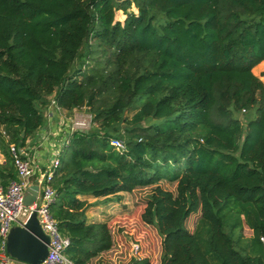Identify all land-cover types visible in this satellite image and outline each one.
I'll list each match as a JSON object with an SVG mask.
<instances>
[{
    "label": "trees",
    "instance_id": "1",
    "mask_svg": "<svg viewBox=\"0 0 264 264\" xmlns=\"http://www.w3.org/2000/svg\"><path fill=\"white\" fill-rule=\"evenodd\" d=\"M261 62L264 0H0V182L16 178L10 146L26 147L53 107H86L90 127L69 135L52 180L73 264L114 244L79 196L152 185L141 220L162 237L161 264H264Z\"/></svg>",
    "mask_w": 264,
    "mask_h": 264
},
{
    "label": "built area",
    "instance_id": "2",
    "mask_svg": "<svg viewBox=\"0 0 264 264\" xmlns=\"http://www.w3.org/2000/svg\"><path fill=\"white\" fill-rule=\"evenodd\" d=\"M66 122V120H65ZM91 124L89 119H73L68 126V135L63 145L68 143V137L77 129H88ZM112 144L119 150H125V141L114 138ZM26 147L10 146V153L14 160L16 178L5 187L0 185V264H25L10 255L7 249L8 236L14 226H26L34 212L46 234L50 236L49 252L41 264H73L67 256L66 250L71 244V239L61 233L58 221L51 213V204L55 201L56 189L52 180L54 173L60 166L59 151L53 162L46 168L38 167L39 175L37 185L39 192L32 205H26L25 193L31 186V178L35 176L36 166ZM62 148V147H61ZM264 243V237H261ZM138 252L139 246L134 247Z\"/></svg>",
    "mask_w": 264,
    "mask_h": 264
},
{
    "label": "rangeland",
    "instance_id": "3",
    "mask_svg": "<svg viewBox=\"0 0 264 264\" xmlns=\"http://www.w3.org/2000/svg\"><path fill=\"white\" fill-rule=\"evenodd\" d=\"M132 9L136 10L135 8ZM125 18L126 14L123 11H119L116 19L124 21ZM95 56H97V54ZM256 68L257 72L253 70L254 73L263 81L264 64L261 68H259V66ZM135 112L136 109H133L127 111L126 114L128 117H132ZM63 113L66 115L65 124L70 123L73 119H89L90 121L91 117L86 107L76 109L70 113L66 111ZM243 113L239 114V116L243 123L246 124L247 119ZM160 185L164 189L171 190L175 194L177 193V183L163 180L160 182ZM154 188L155 185L138 187L134 191L124 194L125 196H121V198L116 196V198L119 199V203L117 205L115 204V206H113V204L112 207L107 210L102 207V209H104L102 212H93L91 209L92 206L87 210V217L92 216L110 221V229L114 240L113 247L109 251L102 253L101 256L94 258L93 264H128L132 258H149L152 264H161L162 237L159 235L156 227L141 220L142 211L147 201L150 199ZM122 197L126 199L122 201ZM201 214V209H199L198 212L192 213L186 220V226L189 231H195ZM110 215H112V217ZM225 217L230 223L237 222L238 220V214L229 210H226ZM244 234L247 236L252 235V231L248 226H245ZM136 245L140 247L139 254H137L138 252L134 249ZM134 255H137V257Z\"/></svg>",
    "mask_w": 264,
    "mask_h": 264
},
{
    "label": "crops",
    "instance_id": "4",
    "mask_svg": "<svg viewBox=\"0 0 264 264\" xmlns=\"http://www.w3.org/2000/svg\"><path fill=\"white\" fill-rule=\"evenodd\" d=\"M263 64L264 62H261L257 66L261 68ZM65 117L66 115L61 110H59V108L53 107L45 126L42 127L37 132V134L34 135V137L28 140V145L25 149L29 151V155L34 160V165L36 166L35 176L31 178V185H37V177L39 175L38 167H48L53 162L56 153L59 151V149H61L64 141L66 140L68 135V126L65 125ZM5 161V155L0 149V164L4 163ZM126 193L129 192H121L122 196H125L124 194ZM79 197L83 200L94 202L96 205L92 206L91 209L96 213L100 211L102 212L104 209L107 210L112 207L113 204V206H115V204L117 205L119 203V199L116 198V196H111V198H95L92 195H80ZM124 199L126 198H123L122 201H124ZM102 207H104V209H102ZM110 216L112 217V215ZM87 219L89 222L106 221L104 219H98L92 216H88ZM89 264H93V260H91Z\"/></svg>",
    "mask_w": 264,
    "mask_h": 264
},
{
    "label": "water",
    "instance_id": "5",
    "mask_svg": "<svg viewBox=\"0 0 264 264\" xmlns=\"http://www.w3.org/2000/svg\"><path fill=\"white\" fill-rule=\"evenodd\" d=\"M39 186L31 185L25 193L26 205H32L38 196ZM50 236L46 234L32 214L26 226H14L8 236L7 249L12 257L25 264H41L49 252Z\"/></svg>",
    "mask_w": 264,
    "mask_h": 264
}]
</instances>
